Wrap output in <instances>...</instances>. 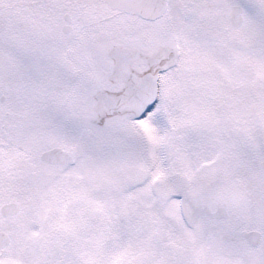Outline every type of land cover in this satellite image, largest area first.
<instances>
[{
    "label": "snow or ice",
    "instance_id": "snow-or-ice-1",
    "mask_svg": "<svg viewBox=\"0 0 264 264\" xmlns=\"http://www.w3.org/2000/svg\"><path fill=\"white\" fill-rule=\"evenodd\" d=\"M0 264H264V0H0Z\"/></svg>",
    "mask_w": 264,
    "mask_h": 264
}]
</instances>
